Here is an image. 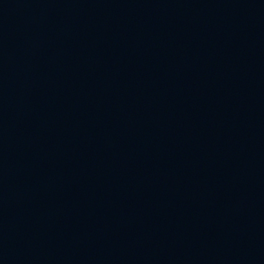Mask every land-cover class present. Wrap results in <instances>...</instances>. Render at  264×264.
Listing matches in <instances>:
<instances>
[{"label":"water","instance_id":"1","mask_svg":"<svg viewBox=\"0 0 264 264\" xmlns=\"http://www.w3.org/2000/svg\"><path fill=\"white\" fill-rule=\"evenodd\" d=\"M0 264H264V0H0Z\"/></svg>","mask_w":264,"mask_h":264}]
</instances>
